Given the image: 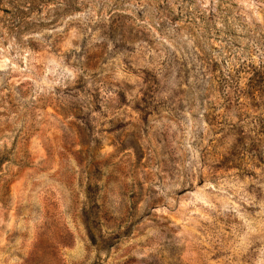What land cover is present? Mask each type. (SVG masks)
<instances>
[{"label": "rangeland", "instance_id": "374dc122", "mask_svg": "<svg viewBox=\"0 0 264 264\" xmlns=\"http://www.w3.org/2000/svg\"><path fill=\"white\" fill-rule=\"evenodd\" d=\"M0 264H264V0H0Z\"/></svg>", "mask_w": 264, "mask_h": 264}]
</instances>
